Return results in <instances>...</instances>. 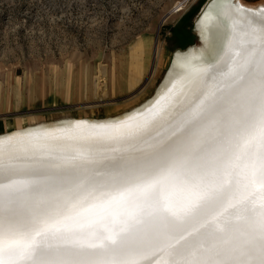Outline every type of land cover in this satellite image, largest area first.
Masks as SVG:
<instances>
[{
	"label": "bare ground",
	"instance_id": "obj_1",
	"mask_svg": "<svg viewBox=\"0 0 264 264\" xmlns=\"http://www.w3.org/2000/svg\"><path fill=\"white\" fill-rule=\"evenodd\" d=\"M262 23L264 3L209 0L197 22L204 46L177 52L156 93L137 108L118 117L66 118L0 134V226L9 216L20 230L43 212L54 219L68 216L62 222L73 229L71 239L87 244L95 241L93 229L113 227L110 221L115 216L128 220L115 228L134 227L141 236L147 223L137 224L128 213L140 208L153 211L150 204L135 194L126 195L123 202L109 197L138 182L141 167L171 150L184 154L204 150L197 171L212 187L222 182L234 150V121L242 110L240 77L246 75L250 61L264 58ZM225 218L246 230L244 213L240 219L225 213L221 219ZM208 226L203 217L187 218L186 238L194 240ZM70 242L59 236L44 241L58 247ZM184 242L178 236L170 240L177 248ZM170 252H158L152 259L166 264L172 259ZM0 260L27 264L24 256L9 255L7 250Z\"/></svg>",
	"mask_w": 264,
	"mask_h": 264
},
{
	"label": "rangeland",
	"instance_id": "obj_2",
	"mask_svg": "<svg viewBox=\"0 0 264 264\" xmlns=\"http://www.w3.org/2000/svg\"><path fill=\"white\" fill-rule=\"evenodd\" d=\"M203 1L0 0V118L17 128L137 108L177 52L204 46Z\"/></svg>",
	"mask_w": 264,
	"mask_h": 264
},
{
	"label": "snow or ice",
	"instance_id": "obj_3",
	"mask_svg": "<svg viewBox=\"0 0 264 264\" xmlns=\"http://www.w3.org/2000/svg\"><path fill=\"white\" fill-rule=\"evenodd\" d=\"M261 28L264 32V23ZM245 73L238 91L242 110L231 133L234 150L222 182L212 187L197 171L204 150L188 154L171 150L147 168L141 167L138 182L109 197L123 202L126 195L135 194L150 204L153 211L140 208L128 213L137 224L147 223L143 235L137 236L134 227L115 228L128 220L114 216L113 227L93 229L95 241L85 244L71 239L73 229L62 222L68 216L54 219L43 212L24 230L14 227V217L9 216L0 226V256L7 250L9 255L24 256L27 264H157L152 257L171 249L172 259L166 264H264V58L250 61ZM249 187L252 190L245 194ZM225 213L233 219L244 213L246 230L221 219ZM196 216L209 226L189 240L184 221ZM143 217L151 219L146 222ZM58 236L70 239V244L44 243ZM177 236L185 241L178 248L170 243Z\"/></svg>",
	"mask_w": 264,
	"mask_h": 264
},
{
	"label": "crops",
	"instance_id": "obj_4",
	"mask_svg": "<svg viewBox=\"0 0 264 264\" xmlns=\"http://www.w3.org/2000/svg\"><path fill=\"white\" fill-rule=\"evenodd\" d=\"M14 119L5 117V118H0V134L7 133L9 131H13L14 129ZM23 127V126H20ZM14 128V129H12ZM19 128V127H17ZM12 129V130H11Z\"/></svg>",
	"mask_w": 264,
	"mask_h": 264
},
{
	"label": "water",
	"instance_id": "obj_5",
	"mask_svg": "<svg viewBox=\"0 0 264 264\" xmlns=\"http://www.w3.org/2000/svg\"><path fill=\"white\" fill-rule=\"evenodd\" d=\"M208 1H209V0H207V1H206V2L200 7V9H199V14L201 13L203 7L208 3Z\"/></svg>",
	"mask_w": 264,
	"mask_h": 264
},
{
	"label": "trees",
	"instance_id": "obj_6",
	"mask_svg": "<svg viewBox=\"0 0 264 264\" xmlns=\"http://www.w3.org/2000/svg\"><path fill=\"white\" fill-rule=\"evenodd\" d=\"M205 2H206V1H203V2H202V5H203ZM202 5H201V6H202ZM201 6H200V7H201ZM200 7H199V9H200Z\"/></svg>",
	"mask_w": 264,
	"mask_h": 264
}]
</instances>
